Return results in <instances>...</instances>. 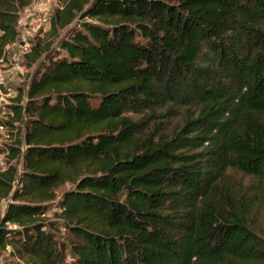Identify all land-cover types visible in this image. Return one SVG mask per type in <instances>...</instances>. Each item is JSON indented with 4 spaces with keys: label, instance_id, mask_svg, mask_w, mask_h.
I'll use <instances>...</instances> for the list:
<instances>
[{
    "label": "trees",
    "instance_id": "1",
    "mask_svg": "<svg viewBox=\"0 0 264 264\" xmlns=\"http://www.w3.org/2000/svg\"><path fill=\"white\" fill-rule=\"evenodd\" d=\"M32 1L0 0V59ZM59 2L20 58L0 264H264V0Z\"/></svg>",
    "mask_w": 264,
    "mask_h": 264
},
{
    "label": "built area",
    "instance_id": "2",
    "mask_svg": "<svg viewBox=\"0 0 264 264\" xmlns=\"http://www.w3.org/2000/svg\"><path fill=\"white\" fill-rule=\"evenodd\" d=\"M60 7V2L57 0H53V2L51 0H33L30 5L24 8L19 13L16 22L17 35L15 41L6 47L9 55L12 56V50H17L20 57L28 53L35 38L42 36L43 28L49 26L52 13ZM0 64L5 65L9 71L6 75L8 82L2 81L3 78L0 77V174H2L7 168L9 154L7 147L13 145L17 138L23 136V131L19 130L20 120H13L12 107L21 105L24 102V97L21 101H16L19 93L18 87H21L24 80V67L15 58H12L9 62L0 59ZM16 80L18 84L14 86L11 82ZM6 203V199L0 198V211L5 208ZM1 204L4 205L2 210Z\"/></svg>",
    "mask_w": 264,
    "mask_h": 264
},
{
    "label": "rangeland",
    "instance_id": "3",
    "mask_svg": "<svg viewBox=\"0 0 264 264\" xmlns=\"http://www.w3.org/2000/svg\"><path fill=\"white\" fill-rule=\"evenodd\" d=\"M51 1L53 2V0H51ZM57 1H59V0H57ZM52 15H53V13H52ZM48 28H49V26L43 28L44 31H43L42 35L46 34ZM18 54H19V52H18ZM12 58H15V55H13L12 57L10 55H8L7 61L8 62L11 61ZM20 58L21 57L19 56V58H18L19 63H21V59ZM8 72H9L8 68L5 65L3 66L2 64H0V74H2L0 77L3 78L2 81L4 80V82H8V80L6 78V75H8ZM23 74H24L23 76H25L26 71H24ZM11 83L15 86V85L18 84V81L16 80L15 82H11ZM24 84H25V82L23 80V82L21 83V87H23ZM18 89H19V87H18ZM169 108L158 109L156 111V113L154 115L155 116H159V117L150 120L151 121L150 129H152L153 126H155L157 124H158V126H156V127L161 128V126H164V127L167 126L168 127V125H171V124L173 125V124H176V123H178L180 121V119H181V111L178 108L174 107V106H171L170 110H169ZM127 116H130L134 121H138L141 118H143V114H135V113L133 114L132 113V114H127ZM11 164L16 166V167H19L20 166V159L19 158H15L14 160H12ZM232 178L234 180H240L244 184L255 183L256 182V179L249 178V177H244V176H242V175H240L238 173H232ZM71 187H72V185L70 183H65L64 185H61L58 188H56L55 189L56 198H59L64 191L70 189ZM3 206L4 205L1 204V210H2ZM49 207H50V209L46 213V217L49 220H52V214L55 211L54 204L51 203ZM249 223L251 224V227L254 228V230L260 236H262L264 238V211L257 213L255 216L250 217ZM55 236H56V239L58 241H60L61 243H68L70 241V238H71L63 228H60L59 230H57L55 232ZM5 260H6V262H8L10 264L13 259L8 257L7 254H5ZM71 263L72 262H71L70 256L68 255V253H66V259L61 264H71Z\"/></svg>",
    "mask_w": 264,
    "mask_h": 264
},
{
    "label": "crops",
    "instance_id": "4",
    "mask_svg": "<svg viewBox=\"0 0 264 264\" xmlns=\"http://www.w3.org/2000/svg\"><path fill=\"white\" fill-rule=\"evenodd\" d=\"M11 53H12V56L15 55V59H18L19 55L17 53V50H12Z\"/></svg>",
    "mask_w": 264,
    "mask_h": 264
}]
</instances>
